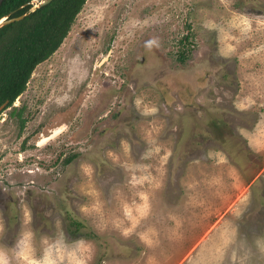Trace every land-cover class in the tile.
I'll list each match as a JSON object with an SVG mask.
<instances>
[{
  "label": "rangeland",
  "instance_id": "rangeland-1",
  "mask_svg": "<svg viewBox=\"0 0 264 264\" xmlns=\"http://www.w3.org/2000/svg\"><path fill=\"white\" fill-rule=\"evenodd\" d=\"M0 261L264 264V0H86L0 113Z\"/></svg>",
  "mask_w": 264,
  "mask_h": 264
},
{
  "label": "trees",
  "instance_id": "trees-1",
  "mask_svg": "<svg viewBox=\"0 0 264 264\" xmlns=\"http://www.w3.org/2000/svg\"><path fill=\"white\" fill-rule=\"evenodd\" d=\"M40 1L4 0L0 5V18L26 14L22 20L0 28V104L7 101L4 109L22 94L34 67L60 46L86 0H51L34 8ZM178 60H184L183 53ZM68 219L67 226L74 232L85 229L86 238H95L82 221Z\"/></svg>",
  "mask_w": 264,
  "mask_h": 264
},
{
  "label": "water",
  "instance_id": "water-1",
  "mask_svg": "<svg viewBox=\"0 0 264 264\" xmlns=\"http://www.w3.org/2000/svg\"><path fill=\"white\" fill-rule=\"evenodd\" d=\"M3 1L4 0H0V5L3 3ZM50 1L51 0H42V1L39 2V4H35L34 8L35 7H40V6L45 5V4H48ZM34 3H37V2L35 1ZM25 16H26V14L22 15V16H19V17H16V18H11V19H8L7 17L2 18L5 22L3 24H0V28L2 26L9 25V24H12L14 22H18V21L22 20ZM6 104H7V101H4L2 104H0V112H2L4 110ZM54 133H56V132H54Z\"/></svg>",
  "mask_w": 264,
  "mask_h": 264
},
{
  "label": "snow or ice",
  "instance_id": "snow-or-ice-1",
  "mask_svg": "<svg viewBox=\"0 0 264 264\" xmlns=\"http://www.w3.org/2000/svg\"><path fill=\"white\" fill-rule=\"evenodd\" d=\"M5 21L2 19V18H0V24H3Z\"/></svg>",
  "mask_w": 264,
  "mask_h": 264
},
{
  "label": "clouds",
  "instance_id": "clouds-1",
  "mask_svg": "<svg viewBox=\"0 0 264 264\" xmlns=\"http://www.w3.org/2000/svg\"><path fill=\"white\" fill-rule=\"evenodd\" d=\"M0 264H3V261H0Z\"/></svg>",
  "mask_w": 264,
  "mask_h": 264
},
{
  "label": "flooded vegetation",
  "instance_id": "flooded-vegetation-1",
  "mask_svg": "<svg viewBox=\"0 0 264 264\" xmlns=\"http://www.w3.org/2000/svg\"><path fill=\"white\" fill-rule=\"evenodd\" d=\"M1 113V112H0Z\"/></svg>",
  "mask_w": 264,
  "mask_h": 264
}]
</instances>
